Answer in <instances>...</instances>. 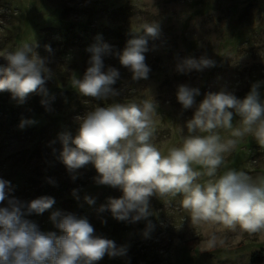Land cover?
Returning a JSON list of instances; mask_svg holds the SVG:
<instances>
[{
	"label": "rangeland",
	"instance_id": "1",
	"mask_svg": "<svg viewBox=\"0 0 264 264\" xmlns=\"http://www.w3.org/2000/svg\"><path fill=\"white\" fill-rule=\"evenodd\" d=\"M145 24L158 25L159 35L147 38L148 78L133 80L117 53L143 35ZM23 43L34 46L52 76L45 84L47 97L33 93L19 103L10 92H0V179L10 182L9 197L25 204L41 196L55 199L51 209L26 219L42 232L60 235L51 214L71 213L86 218L94 235L125 249L122 255L106 254L94 264H264V238L239 229L193 225L180 196L150 197L147 220H116L110 210L100 208L109 198H120L122 191L98 185L91 163L70 173L60 158V135L75 137L76 117L96 107L153 100L157 108L152 142L166 154L181 144L186 122L206 94L223 90L243 99L260 82L264 102V0H0V67L7 66L3 56ZM97 44L109 46L102 55L105 70L111 66L120 73L112 86L119 95L106 100L82 96L71 85L72 77L82 78L90 66L88 49ZM202 57L214 66L177 70L184 59ZM180 85L199 90L191 108L184 109L177 100ZM42 99H47V107ZM22 119L35 123L21 128ZM238 124L234 115L233 125ZM219 131L229 137L227 131ZM229 168L254 179L264 176V148L251 135L244 136L226 155L218 174ZM85 196L95 203L89 205ZM6 206L7 200L0 203ZM213 234L217 243L210 247Z\"/></svg>",
	"mask_w": 264,
	"mask_h": 264
},
{
	"label": "clouds",
	"instance_id": "2",
	"mask_svg": "<svg viewBox=\"0 0 264 264\" xmlns=\"http://www.w3.org/2000/svg\"><path fill=\"white\" fill-rule=\"evenodd\" d=\"M141 30L143 35L129 40L125 49L117 53L119 63L132 73L133 80L148 78L150 68L144 55L148 51L147 38L159 35L156 24H145ZM108 49L107 44L91 46L90 66L82 78L72 77V87L82 96L106 100L119 95L112 86L120 73L111 66L105 70L102 59ZM3 58L7 66L0 67V92H10L19 103L33 93L47 97L45 84L52 72L32 44L23 43ZM212 66L214 62L207 58H186L177 70L201 71ZM260 86V82L253 84L243 99L223 90L206 94L186 122L187 134L182 136L181 144L168 148L166 154L152 142L157 108L153 100L96 107L76 117L79 129L75 137L69 133L60 135V158L70 173L91 163L98 174L94 178L98 185L122 191L120 198H109L107 205L100 208L110 210L118 221L147 220L152 196H180V204L193 225L239 229L264 238V176L254 179L247 172L232 168L218 174L226 155L244 136L251 135L264 148ZM197 95L196 88L178 86L177 100L184 109L194 105ZM41 103L48 105L47 99ZM234 115L239 117L237 126L233 125ZM34 123L22 119L20 127ZM219 130L227 131L229 137H222ZM204 177L207 179L202 180ZM11 190L10 182L0 179V203L7 200V206L0 207V264H94L106 254H124L125 249L117 248L114 241L94 235L86 218L71 213L52 212L50 219L60 235L40 231L25 216L43 214L53 207L55 199L41 196L25 204L9 197ZM84 199L89 205L95 203L88 196ZM148 227H152L151 221ZM216 243L213 234L209 246Z\"/></svg>",
	"mask_w": 264,
	"mask_h": 264
},
{
	"label": "trees",
	"instance_id": "3",
	"mask_svg": "<svg viewBox=\"0 0 264 264\" xmlns=\"http://www.w3.org/2000/svg\"><path fill=\"white\" fill-rule=\"evenodd\" d=\"M131 251H133V250H130V252H131ZM260 253H261V254H264V253H262V251H261ZM252 257H254V256L252 255Z\"/></svg>",
	"mask_w": 264,
	"mask_h": 264
}]
</instances>
